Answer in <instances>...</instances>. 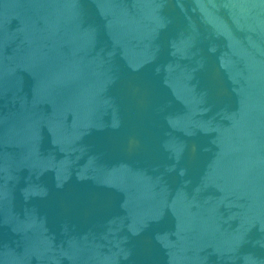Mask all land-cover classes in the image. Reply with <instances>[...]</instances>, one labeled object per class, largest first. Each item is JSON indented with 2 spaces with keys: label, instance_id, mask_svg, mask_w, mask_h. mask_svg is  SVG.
<instances>
[{
  "label": "water",
  "instance_id": "1",
  "mask_svg": "<svg viewBox=\"0 0 264 264\" xmlns=\"http://www.w3.org/2000/svg\"><path fill=\"white\" fill-rule=\"evenodd\" d=\"M0 264H264V0H0Z\"/></svg>",
  "mask_w": 264,
  "mask_h": 264
}]
</instances>
